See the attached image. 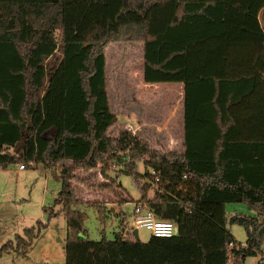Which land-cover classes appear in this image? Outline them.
<instances>
[{"label": "trees", "instance_id": "16d2710c", "mask_svg": "<svg viewBox=\"0 0 264 264\" xmlns=\"http://www.w3.org/2000/svg\"><path fill=\"white\" fill-rule=\"evenodd\" d=\"M262 11L264 0L0 1V167L64 163L55 205L67 220L65 264H229L231 256L238 263L261 251ZM122 40L143 42L145 83H183L181 153L154 150L131 130L108 134L118 116L108 92L106 47ZM140 160L149 182L139 201L175 222L179 234L142 242L120 231L114 239H91L79 206L97 208L101 218L109 209L78 199L75 169L99 168L110 178L109 167L121 165L119 173L138 180ZM230 203L256 214L228 216ZM231 224L247 233L239 249L230 248L237 243ZM37 236L35 226L25 229L0 256L27 251Z\"/></svg>", "mask_w": 264, "mask_h": 264}, {"label": "rangeland", "instance_id": "374dc122", "mask_svg": "<svg viewBox=\"0 0 264 264\" xmlns=\"http://www.w3.org/2000/svg\"><path fill=\"white\" fill-rule=\"evenodd\" d=\"M56 57H61L60 51ZM106 58L110 103L118 116L108 134L117 137L122 131L131 130L138 137L147 140L154 150L161 153H181L182 133L175 125L173 132L167 124L144 127L138 131L128 125L132 108L139 111L141 107H146L145 113L154 122L159 118H168L170 110L175 111L177 107V95L182 90L180 85L144 84L141 41L111 42L106 47ZM176 118L179 119L180 114L174 116ZM19 164L8 168L0 167V248L7 242L16 245L17 236L24 235L25 229L33 226L38 236L33 238L27 251L11 249L4 253L0 256V264H65L67 220L65 212L61 211L62 207L55 205L62 189L59 175L64 163L53 168L39 163L27 166L24 170L19 168ZM65 164L71 166L73 162L67 160ZM120 168L121 165L109 167L112 178L104 177L99 168L75 169L77 178L72 183L78 199L88 203L97 202L109 209L107 216L101 218L97 208L80 205L79 209L87 216L84 226L91 239L98 240L103 236L114 239L116 233L122 231L126 239L147 242L152 236L151 231L145 227H137L134 221L135 204L144 194L143 185L149 182L143 176L147 169L143 160L138 161L137 180L135 175L119 173ZM105 183H112L113 188L103 186ZM153 188L148 192L149 195H153ZM112 205H117V213L112 210ZM51 209L59 214L51 216ZM227 214L255 215L256 212L244 203H230L227 204ZM38 221H42L44 225H39ZM134 229L139 230V238L135 236ZM229 229L238 244H246L247 233L242 225L231 224ZM260 260H264V244L261 251L247 256L241 262L235 263V257L231 256L229 264H258Z\"/></svg>", "mask_w": 264, "mask_h": 264}, {"label": "built area", "instance_id": "2783aa9c", "mask_svg": "<svg viewBox=\"0 0 264 264\" xmlns=\"http://www.w3.org/2000/svg\"><path fill=\"white\" fill-rule=\"evenodd\" d=\"M21 170L26 169L24 163L19 164ZM151 174L155 176V183L160 181L159 176L155 169L151 170ZM134 221L137 227H145L151 231L153 236L156 237H174L179 234L178 226L175 222L169 220L159 219L151 207L147 203L141 201L136 202L134 209ZM245 246L242 243L230 244V248L239 249L240 247ZM258 264H264V260H260Z\"/></svg>", "mask_w": 264, "mask_h": 264}, {"label": "crops", "instance_id": "0c3cea01", "mask_svg": "<svg viewBox=\"0 0 264 264\" xmlns=\"http://www.w3.org/2000/svg\"><path fill=\"white\" fill-rule=\"evenodd\" d=\"M0 1H5V0H0ZM263 14H264V11H262L260 14V20H261L262 26L264 28ZM144 84H147V83L144 82ZM166 84H170V85L179 84L180 88L182 89V90L180 89L181 90L179 92L180 95H177L178 96L177 107H176L175 111H173V109L170 110L171 111V113H169L170 115L168 116V118L166 117L167 120H166V118L164 120L159 118L156 122H154V121L150 120L148 118V115L145 113L146 107H141L139 111L134 110V108H132V111L130 112V115H129L128 125H131V127L135 131H138L144 127L146 128V127H150V126H154V125L161 126L162 124H167V125H169L170 131H172V132H173L174 127L176 126V127H178V130L182 133L181 136H182V144H183L184 143V128H185L184 107H183L184 85H183V83H166ZM148 85H152V84H148ZM179 114H180V118L174 119V116H177ZM169 135H170V132H169ZM112 210L115 213H117V205L113 206ZM134 234H135V236H136V234H138V236H139V230L134 229Z\"/></svg>", "mask_w": 264, "mask_h": 264}, {"label": "water", "instance_id": "95a60500", "mask_svg": "<svg viewBox=\"0 0 264 264\" xmlns=\"http://www.w3.org/2000/svg\"><path fill=\"white\" fill-rule=\"evenodd\" d=\"M136 237L139 238L138 234H136Z\"/></svg>", "mask_w": 264, "mask_h": 264}]
</instances>
